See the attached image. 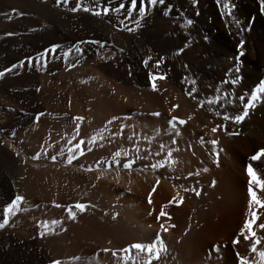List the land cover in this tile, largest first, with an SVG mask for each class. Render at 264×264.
I'll return each instance as SVG.
<instances>
[{
	"label": "bare ground",
	"instance_id": "bare-ground-1",
	"mask_svg": "<svg viewBox=\"0 0 264 264\" xmlns=\"http://www.w3.org/2000/svg\"><path fill=\"white\" fill-rule=\"evenodd\" d=\"M12 1L0 0L4 32L14 30L6 15ZM18 1L35 25L53 26H41V39L18 55L35 56L41 73L17 77L12 92L0 87L1 205L24 197L0 229V264H145L147 253L120 249L152 243L157 234L166 251L151 264H238L237 252L253 258L247 242L232 240L247 212V167L264 176V162L249 159L264 149V92L257 91L264 87V15L257 0H232L241 27L251 22L243 32L220 15L216 0H138L136 9L130 0H82L111 9L99 17L67 14L55 3L41 13L40 0ZM149 73L165 77L156 91ZM253 93L259 99L243 122L222 119L243 114ZM172 117L186 123L173 127ZM217 124L224 129L212 133ZM76 203L89 207L72 208L73 220L67 209ZM258 214L257 225L264 210ZM45 222L50 230L41 237Z\"/></svg>",
	"mask_w": 264,
	"mask_h": 264
},
{
	"label": "snow or ice",
	"instance_id": "snow-or-ice-1",
	"mask_svg": "<svg viewBox=\"0 0 264 264\" xmlns=\"http://www.w3.org/2000/svg\"><path fill=\"white\" fill-rule=\"evenodd\" d=\"M58 2H63L67 3L68 0H58ZM147 3H150L151 5L155 6L157 4L159 5H164L165 0H146ZM138 0H130V4L133 7V9H136L137 7ZM196 0H193V5H195ZM257 3L259 5V11L261 15H264V0H257ZM216 5L220 10V15L227 16L229 19L232 20L233 24L235 27L240 30L241 32L243 31H250L251 30V22L248 24L242 25V21L238 19L234 15V11L236 8V5L232 0H216ZM121 8H124V5L120 6ZM72 12H77V11H83L85 13H91L93 16L99 17L101 15H108V13L111 11L110 8H91L84 6L82 3V0H76L75 6L70 9ZM144 12L141 11V15H143ZM189 23H192L191 20L188 21ZM137 24H139V21H137ZM127 31H135V29H125ZM11 35V33H9ZM89 43H99V41H89ZM245 41L241 39L239 41V47L242 49L244 47ZM55 48L53 47L50 50L46 51H54ZM77 51H80L79 48H77ZM182 51V49L178 50ZM240 55L243 56L244 52L241 51ZM152 60L151 56H148L146 59L142 60V63L144 64L145 67L149 65V61ZM162 63V58L158 59L156 61V67H159V65ZM13 68L16 67V65L12 66ZM12 71V68H6L5 71L0 72V77H3L5 75V72H10ZM236 71H239L237 69ZM149 80L151 81V86L152 90L156 91V81L157 80H163L165 77L163 75H160L158 73H149L148 74ZM195 83V82H193ZM257 91L259 92H264V87H261ZM186 94H191V93H186ZM259 99V97L256 95V93L252 94L251 100L248 101L245 110L243 111V114H237L235 116H229V115H223L222 119L224 121H229L231 120L235 124H240L245 120V117L248 115L247 108L254 107L253 101H256ZM217 101L209 100L208 103H216ZM176 105H173V108H176ZM154 116H159V113H152ZM219 115V113H217ZM75 119L82 120V117H76ZM191 119V117H189ZM173 127L178 123L180 125H183L186 123L185 120L179 119L177 117H172L171 121L169 122ZM219 130L224 129V125L222 124H217L216 126L211 128L212 133H216ZM178 134V133H177ZM228 135H236L237 133H226ZM0 143H3V141H0ZM80 143H83L81 141ZM210 143L215 147L218 144V141L213 139L210 141ZM17 156H19V153H16ZM116 155H119V153H116ZM169 157H171V153H169ZM264 149H260L259 151L255 152V154L250 156L251 161H261L264 162ZM33 160L39 159L38 156L34 155L32 156ZM53 161H55V157H52ZM74 159V156H69L68 158V163L71 164L72 160ZM23 162V161H21ZM171 162V161H170ZM131 163H125L123 165L124 168H131ZM158 165H151L152 168H156ZM160 167H163V165H159ZM207 171V169H205ZM247 171V176H248V181H247V212L245 213V218L243 220L242 227L239 228L238 233L232 240L233 246L237 245L240 243L241 238L244 242H247L248 244V251H250L253 255V258H249L248 256L241 255L239 252L236 253V259L238 261V264H264V247H260V245L264 244V237L258 236L257 232L255 230L256 226L259 227V229L264 230V222H261L257 225V221L259 220V214L258 210H264V176L258 174L256 168L253 165H249L246 169ZM160 183L159 179L156 180V185ZM213 186H215V181H213ZM185 191H189V189L185 188ZM156 191V187L153 186L151 192L148 194V203L151 204V196L152 193ZM192 191L195 192L197 196L200 195V192L192 189ZM176 198H173L172 202H175ZM24 201V197L22 195H16L14 199L11 200L10 204L3 210L2 214V222H0V229H4L8 224H9V217L14 215L16 212L20 210V206ZM59 207L60 205H56ZM89 207L88 205L84 203H76L73 205L71 208L67 209L68 212V217L70 219L75 220L76 219V212L72 210L74 208L76 211L83 213L85 209ZM107 215V213H105ZM116 213H113L112 219H116ZM159 215L161 217H166L167 213L163 211V209L160 210ZM52 224H58V221H52ZM40 227L44 230L40 233L41 237L47 234V232L50 230L49 229V224L48 223H43L40 225ZM163 227V225H161ZM164 231H167L165 228ZM131 249H135L137 252H142V253H147L148 254V259L145 261V264H151V259H159L160 252L161 251H166L165 245L163 241L161 240L159 234H157L155 240L152 243H132L128 247L120 249V251H123L124 253H128ZM102 251L104 252H109L110 249L104 248ZM112 255L115 256L116 252L113 251ZM73 259H79V257H74ZM50 264H62V261L59 259H53L50 261Z\"/></svg>",
	"mask_w": 264,
	"mask_h": 264
},
{
	"label": "rangeland",
	"instance_id": "rangeland-1",
	"mask_svg": "<svg viewBox=\"0 0 264 264\" xmlns=\"http://www.w3.org/2000/svg\"><path fill=\"white\" fill-rule=\"evenodd\" d=\"M70 1L71 0H68L67 3H63V2H58V0H40L41 13H45V11L46 13L49 12L47 8L43 7V4H51V3H55L58 8H60L63 12L67 14L75 15L77 13L83 12L82 10L77 12H72L70 9L75 6L76 1L75 0L71 1V3H74L73 6H71ZM11 5L13 9L9 10L8 12L10 14L7 12L6 15L9 16L8 20H10L15 24L13 28L14 30L12 29L10 31L5 30L4 32L2 28L4 27L3 29H5V25L3 24L4 22H2L0 19V25L2 26L0 28L2 30L0 32V72L5 71L6 68H12V71L5 72V75L3 77H0V87L3 90H6V92L7 91L12 92L11 85L16 82L15 80L17 79V77L22 76L23 74H24L23 76H25V75H34L35 73L38 74L41 73V67L37 68L36 66H34L36 61L35 56L28 55L26 56L27 58L22 57L21 60H18V55L21 51H23L24 45L31 43L33 40H36L37 38L41 39V29L45 28L46 26L48 27L53 26L52 22H49L47 20H41V25L40 27H38L31 21L30 14L26 11V8L28 6L24 5V7H21V5L23 6V3H21L18 0L12 1ZM89 7L93 8V6H89ZM41 26H43V28ZM9 33H11V35H9ZM13 65H16V67L13 68L12 67ZM1 201H0V208H1L0 218L2 217L1 214L5 209V207H2ZM0 222H2V218L0 219ZM0 254H1V250H0Z\"/></svg>",
	"mask_w": 264,
	"mask_h": 264
}]
</instances>
